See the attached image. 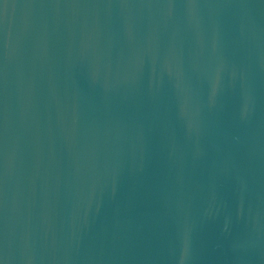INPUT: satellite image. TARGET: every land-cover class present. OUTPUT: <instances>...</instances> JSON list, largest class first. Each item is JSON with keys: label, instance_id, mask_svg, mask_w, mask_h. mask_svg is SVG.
I'll use <instances>...</instances> for the list:
<instances>
[{"label": "water", "instance_id": "95a60500", "mask_svg": "<svg viewBox=\"0 0 264 264\" xmlns=\"http://www.w3.org/2000/svg\"><path fill=\"white\" fill-rule=\"evenodd\" d=\"M0 264H264V0H0Z\"/></svg>", "mask_w": 264, "mask_h": 264}]
</instances>
